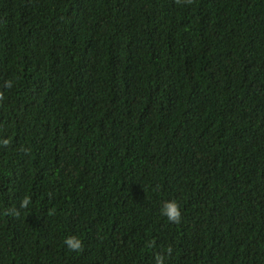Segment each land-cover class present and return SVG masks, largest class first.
<instances>
[{"label":"trees","instance_id":"trees-1","mask_svg":"<svg viewBox=\"0 0 264 264\" xmlns=\"http://www.w3.org/2000/svg\"><path fill=\"white\" fill-rule=\"evenodd\" d=\"M0 91V264H264V0H0Z\"/></svg>","mask_w":264,"mask_h":264},{"label":"clouds","instance_id":"clouds-1","mask_svg":"<svg viewBox=\"0 0 264 264\" xmlns=\"http://www.w3.org/2000/svg\"><path fill=\"white\" fill-rule=\"evenodd\" d=\"M188 2L190 3L191 0H188ZM4 87L8 89L12 88L13 87L12 81L11 80L5 81ZM4 99H5L4 93L0 91V102H2ZM0 143L7 145L9 141L3 140L0 141ZM30 203H31V197L25 196L21 201L20 207L22 209H26L28 208ZM16 214L18 215L19 213L17 212ZM161 215L166 217L169 222L179 224L182 220V212L179 203L175 200L166 201L161 210ZM63 243L68 250L73 252L80 251L83 248V242L78 236L75 235L66 237ZM171 252L172 249L169 247L167 254L170 256ZM155 264H165V256L158 254L156 256Z\"/></svg>","mask_w":264,"mask_h":264}]
</instances>
